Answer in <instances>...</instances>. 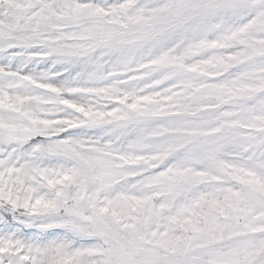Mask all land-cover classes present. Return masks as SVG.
<instances>
[{"label":"snow or ice","instance_id":"snow-or-ice-1","mask_svg":"<svg viewBox=\"0 0 264 264\" xmlns=\"http://www.w3.org/2000/svg\"><path fill=\"white\" fill-rule=\"evenodd\" d=\"M0 264H264V0H0Z\"/></svg>","mask_w":264,"mask_h":264}]
</instances>
